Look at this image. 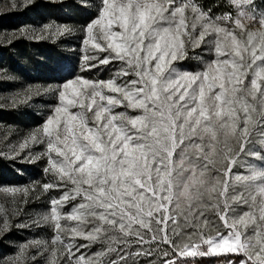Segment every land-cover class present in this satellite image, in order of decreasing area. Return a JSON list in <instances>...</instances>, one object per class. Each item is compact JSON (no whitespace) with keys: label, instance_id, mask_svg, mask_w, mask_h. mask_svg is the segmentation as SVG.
<instances>
[{"label":"snow or ice","instance_id":"6c2138e0","mask_svg":"<svg viewBox=\"0 0 264 264\" xmlns=\"http://www.w3.org/2000/svg\"><path fill=\"white\" fill-rule=\"evenodd\" d=\"M69 7L80 23L0 32L4 46L78 37L50 82L0 96L50 98L23 133L0 126V159L41 166L0 183V241L44 232L7 241L0 264H264V0Z\"/></svg>","mask_w":264,"mask_h":264},{"label":"rangeland","instance_id":"374dc122","mask_svg":"<svg viewBox=\"0 0 264 264\" xmlns=\"http://www.w3.org/2000/svg\"><path fill=\"white\" fill-rule=\"evenodd\" d=\"M7 0H0V13L5 10ZM76 0H35V7L23 12L7 11V14H0V32L11 31L21 24L37 25L47 20H55L60 23H80L81 17L78 12L69 7L75 4ZM78 37H48L39 41L19 38L10 46L0 44V69H6L10 77L8 80L0 78V96L16 91L28 84H44L50 82L48 67L57 57H72L77 47ZM3 73L0 72V77ZM50 102L49 97L34 99L27 105H21L17 109L0 107V126L12 125L20 133L34 126L38 122V114H42V106ZM3 101L0 100V104ZM2 131V129H0ZM2 147V145H0ZM23 175H18L13 166L6 160L0 159V183H26L30 178L37 179L40 175L39 164L20 165ZM40 203H34L28 211L42 210ZM43 235V231H26L24 229H13V231L0 241V254H7L11 251L7 241H19L33 235ZM209 264H215L209 261Z\"/></svg>","mask_w":264,"mask_h":264}]
</instances>
